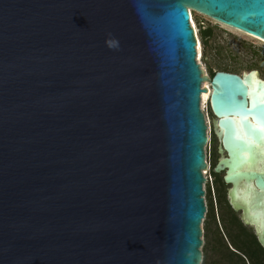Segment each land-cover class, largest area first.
I'll list each match as a JSON object with an SVG mask.
<instances>
[{
  "label": "water",
  "instance_id": "1",
  "mask_svg": "<svg viewBox=\"0 0 264 264\" xmlns=\"http://www.w3.org/2000/svg\"><path fill=\"white\" fill-rule=\"evenodd\" d=\"M192 10L264 39V0H0V264H201L205 79L264 246V77L205 74Z\"/></svg>",
  "mask_w": 264,
  "mask_h": 264
},
{
  "label": "trees",
  "instance_id": "2",
  "mask_svg": "<svg viewBox=\"0 0 264 264\" xmlns=\"http://www.w3.org/2000/svg\"><path fill=\"white\" fill-rule=\"evenodd\" d=\"M203 42L205 45L204 59L210 64L211 76L220 68H231L229 64L217 62L216 66L211 65L207 57L206 48L212 49L213 28L205 26L201 19H198ZM217 162V161H216ZM216 162L211 165V173L215 176L216 192L218 196L217 205L220 209L217 217L215 203L212 195L211 185L208 184L206 195L208 197V210L204 230V257L201 264H264V246L259 241L255 232L241 220L237 210L228 199L227 189L223 175L214 170ZM215 191V187L213 189ZM216 201V200H215ZM216 226V228H215Z\"/></svg>",
  "mask_w": 264,
  "mask_h": 264
},
{
  "label": "rangeland",
  "instance_id": "3",
  "mask_svg": "<svg viewBox=\"0 0 264 264\" xmlns=\"http://www.w3.org/2000/svg\"><path fill=\"white\" fill-rule=\"evenodd\" d=\"M193 18L191 19V23L193 24V19L195 23V33L197 39L201 42V47L198 49L197 43V60L201 64L205 74L211 76L209 70V63L204 59L205 45L203 42V36L201 32V26L198 19H201L205 26H210L213 28V38H212V46L206 48L208 53V58L211 61V65L217 64V62H224L229 64L231 68H225L233 71H248L250 69H258L260 75L264 77V39L256 37L254 35L248 34L240 29L234 28L223 22H220L208 15L200 13L198 11L192 10ZM222 69V68H220ZM208 82L210 85V81L208 79L203 80L204 83ZM209 100V99H208ZM201 100V107L205 112L207 124H208V134L210 137V141L206 144V152L208 159V166L203 169V172L206 176V181L204 182V187L208 188V184L211 185L212 195L215 203V211L217 217L219 216V204L217 205L218 196L216 192V181L215 176L211 173V165L216 162L220 156L219 145L220 141L213 130V118L215 115L212 112L210 101ZM224 174V170L221 172ZM230 186V183L225 185V188ZM215 187V191H213ZM216 200V201H215ZM206 202L208 204V197L206 195ZM205 219L203 220V227L205 228ZM216 228V226H215ZM205 240V237H204Z\"/></svg>",
  "mask_w": 264,
  "mask_h": 264
},
{
  "label": "bare ground",
  "instance_id": "4",
  "mask_svg": "<svg viewBox=\"0 0 264 264\" xmlns=\"http://www.w3.org/2000/svg\"><path fill=\"white\" fill-rule=\"evenodd\" d=\"M191 13H192V11H191ZM192 18H193V14H192ZM193 24H194V26H195L194 19H193ZM200 47H201V42H200V40L198 39V49H199ZM204 86L207 87V90H206V91L203 90V94H202V96H203V99H204V100H208V99H210L211 85H209L208 82H206V83H204ZM208 101H209V100H208Z\"/></svg>",
  "mask_w": 264,
  "mask_h": 264
},
{
  "label": "flooded vegetation",
  "instance_id": "5",
  "mask_svg": "<svg viewBox=\"0 0 264 264\" xmlns=\"http://www.w3.org/2000/svg\"><path fill=\"white\" fill-rule=\"evenodd\" d=\"M256 37H258V36H256ZM259 38H260V37H259ZM230 185H231V183H230ZM227 188H229V186H228ZM227 195H228V189H227ZM228 199H229V198H228ZM237 212H238V214H239L241 220L244 222V220H243V218H242L243 210H237ZM244 224H246V223L244 222ZM246 225H247L249 228H251V229L255 232V234L257 235V237H258V234H257L255 228L252 227V226H250V225H248V224H246ZM258 239H259V237H258ZM259 241H260V240H259ZM260 242H261V241H260Z\"/></svg>",
  "mask_w": 264,
  "mask_h": 264
},
{
  "label": "clouds",
  "instance_id": "6",
  "mask_svg": "<svg viewBox=\"0 0 264 264\" xmlns=\"http://www.w3.org/2000/svg\"><path fill=\"white\" fill-rule=\"evenodd\" d=\"M106 43L108 44L109 48H118L119 47L118 42L114 41L112 39L107 40Z\"/></svg>",
  "mask_w": 264,
  "mask_h": 264
},
{
  "label": "built area",
  "instance_id": "7",
  "mask_svg": "<svg viewBox=\"0 0 264 264\" xmlns=\"http://www.w3.org/2000/svg\"><path fill=\"white\" fill-rule=\"evenodd\" d=\"M190 19H192V13H191V17H190ZM202 94H203V92H202Z\"/></svg>",
  "mask_w": 264,
  "mask_h": 264
}]
</instances>
